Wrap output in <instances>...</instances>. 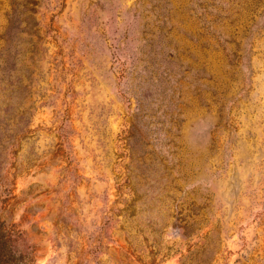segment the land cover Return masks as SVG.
<instances>
[{
    "label": "rangeland",
    "instance_id": "374dc122",
    "mask_svg": "<svg viewBox=\"0 0 264 264\" xmlns=\"http://www.w3.org/2000/svg\"><path fill=\"white\" fill-rule=\"evenodd\" d=\"M0 221V264H264V0H0Z\"/></svg>",
    "mask_w": 264,
    "mask_h": 264
},
{
    "label": "trees",
    "instance_id": "16d2710c",
    "mask_svg": "<svg viewBox=\"0 0 264 264\" xmlns=\"http://www.w3.org/2000/svg\"><path fill=\"white\" fill-rule=\"evenodd\" d=\"M12 236V233L6 228V223L0 221V245H6L9 242H16V239H13ZM3 258L9 263H19V261H22L24 259V256L20 255L19 257H17L15 255H4Z\"/></svg>",
    "mask_w": 264,
    "mask_h": 264
}]
</instances>
